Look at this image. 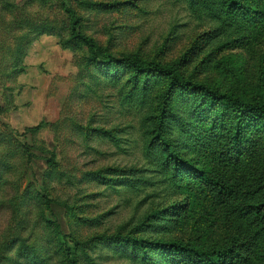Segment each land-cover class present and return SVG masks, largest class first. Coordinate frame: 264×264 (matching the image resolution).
Here are the masks:
<instances>
[{
	"label": "rangeland",
	"instance_id": "374dc122",
	"mask_svg": "<svg viewBox=\"0 0 264 264\" xmlns=\"http://www.w3.org/2000/svg\"><path fill=\"white\" fill-rule=\"evenodd\" d=\"M63 6L264 102V0H0V264H264V115Z\"/></svg>",
	"mask_w": 264,
	"mask_h": 264
},
{
	"label": "trees",
	"instance_id": "16d2710c",
	"mask_svg": "<svg viewBox=\"0 0 264 264\" xmlns=\"http://www.w3.org/2000/svg\"><path fill=\"white\" fill-rule=\"evenodd\" d=\"M64 13L70 18V37L76 42L83 44L88 53V59L91 63H110L113 65H122L133 69L139 74L157 73L162 75L169 83V86L175 88H185L193 90L196 93L203 94L210 100L224 102L226 105L238 110L264 115V102L251 101L245 102L233 96L220 92L217 88L208 87L204 84H195L180 78L174 69L163 67L156 63H144L131 57H121L114 59L110 54L100 52L94 41L80 32L79 19L75 12L63 6ZM251 244H246V247ZM245 247V248H246ZM242 255V254H240ZM242 257V256H241Z\"/></svg>",
	"mask_w": 264,
	"mask_h": 264
}]
</instances>
